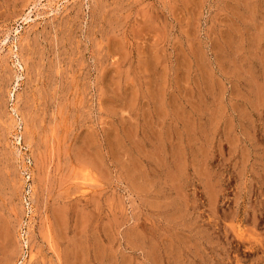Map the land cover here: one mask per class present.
<instances>
[{
	"label": "rangeland",
	"instance_id": "rangeland-1",
	"mask_svg": "<svg viewBox=\"0 0 264 264\" xmlns=\"http://www.w3.org/2000/svg\"><path fill=\"white\" fill-rule=\"evenodd\" d=\"M0 264H264V0H0Z\"/></svg>",
	"mask_w": 264,
	"mask_h": 264
}]
</instances>
